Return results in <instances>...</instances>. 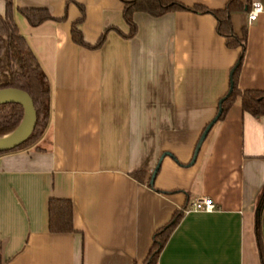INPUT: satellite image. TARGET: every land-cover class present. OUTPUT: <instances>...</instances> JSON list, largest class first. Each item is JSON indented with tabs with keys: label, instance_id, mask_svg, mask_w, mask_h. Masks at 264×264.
I'll list each match as a JSON object with an SVG mask.
<instances>
[{
	"label": "crops",
	"instance_id": "crops-1",
	"mask_svg": "<svg viewBox=\"0 0 264 264\" xmlns=\"http://www.w3.org/2000/svg\"><path fill=\"white\" fill-rule=\"evenodd\" d=\"M224 10L231 0H175ZM232 16L248 32L240 91H264V0H240ZM263 12L249 24L247 11ZM21 33L48 76L51 124L36 146L0 157V264H144L158 230L183 217L157 264H263L256 237L264 190V117L238 98L190 165L198 141L230 90L241 48H229L211 14L136 13L128 34L121 0H14ZM84 9V14L81 11ZM6 0H0L5 15ZM18 9L56 21L32 27ZM249 10V11H250ZM154 188L150 181L161 157ZM145 172L144 182L132 174ZM212 213L185 212L198 199ZM51 199L73 204V233L49 231ZM264 244V209L261 216Z\"/></svg>",
	"mask_w": 264,
	"mask_h": 264
},
{
	"label": "trees",
	"instance_id": "trees-1",
	"mask_svg": "<svg viewBox=\"0 0 264 264\" xmlns=\"http://www.w3.org/2000/svg\"><path fill=\"white\" fill-rule=\"evenodd\" d=\"M124 4V20L129 27L128 34L122 33L116 28H108L95 45L88 44L79 24L83 18L74 24L72 28L73 41L89 50H98L106 42L107 35L111 31L118 32L123 38L133 39L138 32V26L134 20L136 13H145L152 17L159 18L168 13L192 12L196 14H211L218 22L217 32L227 40L229 48H241V56L233 75L234 88L232 93L223 103L222 120L227 111L238 98L242 99L243 110L253 117L260 119L264 117V91L247 90L240 91L238 80L244 57L247 51L248 32L244 29L243 34L238 36L232 23L234 13L244 11L240 0H231L224 10L212 11L204 6L187 7L175 0H121ZM7 10L5 15L0 14V91L5 89H17L27 93L34 102L38 116L35 131L30 139L19 148L10 153L30 149L39 142L51 124L52 114V90L48 76L46 75L41 62L32 49L28 39L21 33L15 19L17 10L14 0H6ZM27 19L32 27H37L47 21H56L46 9H18ZM250 7L248 8V12ZM84 14V9L81 7ZM227 96V95H226ZM219 111V109H218ZM24 120V109L17 104L0 106V137L9 135L16 131ZM10 153H0V157ZM132 176L144 182L145 172H136ZM151 186V185H150ZM154 188V186H151ZM264 209V190L258 203L256 219V237L261 261L264 264V244L261 232V216ZM49 231L52 234L73 233L74 210L69 200L51 199L48 206ZM183 213H175L172 220L163 228L158 230L153 238V246L144 264H157L159 256L167 243L169 237L180 223Z\"/></svg>",
	"mask_w": 264,
	"mask_h": 264
},
{
	"label": "water",
	"instance_id": "water-1",
	"mask_svg": "<svg viewBox=\"0 0 264 264\" xmlns=\"http://www.w3.org/2000/svg\"><path fill=\"white\" fill-rule=\"evenodd\" d=\"M237 65L233 68L231 71V82H230V90L223 99H221L219 103V111L216 115V117L213 119V121L206 127L204 130L200 140L198 141V144L196 146L193 159L190 163V165L195 164L197 161L198 155L200 153V150L202 148L203 143L205 142L208 134L210 133L213 126L219 121L223 114V103L226 100V98L232 93L234 88V81H233V75L236 70ZM8 104H17L23 107L24 109V120L20 127L14 131L13 133L0 137V153H10L14 151L15 149L22 146L24 143H26L30 137L32 136L33 132L36 129L37 122H38V116L35 109V105L31 97L17 89H5L0 91V106L2 105H8ZM170 156L168 153L164 154L156 169L153 172L150 185L154 186L155 179L157 177V174L161 168L162 161L165 157Z\"/></svg>",
	"mask_w": 264,
	"mask_h": 264
},
{
	"label": "built area",
	"instance_id": "built-area-1",
	"mask_svg": "<svg viewBox=\"0 0 264 264\" xmlns=\"http://www.w3.org/2000/svg\"><path fill=\"white\" fill-rule=\"evenodd\" d=\"M263 12V7L260 3H254L252 5V9L249 11L248 14V22L249 24L255 22L259 15ZM218 210V206L216 203L210 198H202L196 200L189 209L185 212L190 211H202L207 213H212Z\"/></svg>",
	"mask_w": 264,
	"mask_h": 264
}]
</instances>
